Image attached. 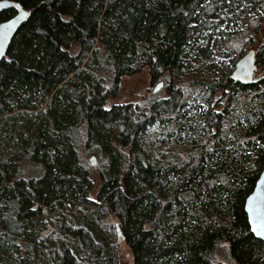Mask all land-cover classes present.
<instances>
[{"label":"trees","instance_id":"16d2710c","mask_svg":"<svg viewBox=\"0 0 264 264\" xmlns=\"http://www.w3.org/2000/svg\"><path fill=\"white\" fill-rule=\"evenodd\" d=\"M9 1L30 16L0 60V264H120L110 217L133 264H264L244 211L264 166V76L247 86L204 78L189 108L181 87L185 49L208 56L210 30L239 9L259 17L264 3ZM257 26L231 41L234 66ZM143 69L165 98L109 107ZM217 89L231 98L220 110ZM221 246L226 262L215 258Z\"/></svg>","mask_w":264,"mask_h":264},{"label":"rangeland","instance_id":"374dc122","mask_svg":"<svg viewBox=\"0 0 264 264\" xmlns=\"http://www.w3.org/2000/svg\"><path fill=\"white\" fill-rule=\"evenodd\" d=\"M263 4L264 0L259 1V4ZM259 8V6H258ZM261 11V8H259ZM257 11H244V9L236 10L234 13L230 14L234 21L230 23H224L221 26H217L216 28L210 30L207 33V36H211V41L207 44L208 46V56L200 55L198 56L195 51L190 50L189 48L185 49L184 53L181 56V62L183 66L181 67V87L183 88V101L188 102V105L185 108H189L192 104V100H195L196 97L203 96L204 93L201 88H199V84L202 83V79L206 78L209 81H215L218 78H224L231 76V73L234 71L235 66L233 65V61L235 59L234 54L230 53L229 46L232 40H236V45L240 46L242 43V31H244L249 24H252V27H255L258 23V30L256 33L251 34V41L247 46H244V52H248L250 50L259 51L262 43H263V33H264V12H260V16L257 17ZM242 16L240 20L235 22L238 16ZM259 19V20H256ZM235 22V23H234ZM257 26V27H258ZM241 33V34H240ZM244 54V53H243ZM242 54V55H243ZM199 57V58H198ZM238 61V60H237ZM237 63V62H236ZM207 67L211 68H206ZM213 65H219L218 67H213ZM213 67V68H212ZM264 76V67H260L259 70L255 72L253 81L256 82L263 78ZM203 77V78H202ZM208 81V82H209ZM120 89L116 92L114 97L109 99V107L117 104H137L139 106H145L152 102L154 99H162L166 96V88L162 87L156 94H154L153 86L149 81L148 74L146 69H143L140 73L131 75L129 77L123 78L119 85ZM199 94V95H198ZM214 102H218V109H222L227 102L230 101L229 91H223L221 89H217L215 94L211 96ZM253 98L252 95L248 96L247 100H251ZM197 100L196 105L200 102ZM190 105V106H189ZM186 110L184 109L183 112ZM160 132V128L158 125H153V128L150 130V137L158 136ZM233 132L237 134H241L239 129L233 127ZM80 143L83 140L84 131L80 132ZM230 148V147H228ZM177 149L173 147L171 150L175 152ZM80 159L81 162L85 165H88L90 158H94L93 155L89 154L88 149L86 151L83 148H79ZM170 153V152H169ZM29 168L28 175L29 176H39L40 172H37L36 169H30L31 165L26 164ZM90 166V165H89ZM256 166V165H255ZM246 169L245 172H253L255 167L253 164L244 166ZM27 172V169H26ZM94 174V173H93ZM95 191H93L94 195ZM94 199V196H93ZM109 224H112L115 228L116 238L118 236V231H116V219L114 217H110L107 221ZM121 238L122 235L120 234ZM118 248V260L120 264H133V259L129 248L121 241L115 240ZM21 248L24 246L21 244ZM215 258L221 261L227 260V249L226 246H221L215 253ZM226 262V261H225Z\"/></svg>","mask_w":264,"mask_h":264},{"label":"water","instance_id":"95a60500","mask_svg":"<svg viewBox=\"0 0 264 264\" xmlns=\"http://www.w3.org/2000/svg\"><path fill=\"white\" fill-rule=\"evenodd\" d=\"M18 3L12 2L9 0H0V14L5 11L13 10L15 15L7 21L0 23V41L3 43V55H0V60L4 59L8 49L18 33V31L25 25L28 17L30 16V11L23 9L20 5L19 8L16 7ZM21 13H24V16H21ZM4 25H10L5 28ZM5 33L7 38L4 39ZM254 51H249L245 56L240 58L235 66V70L232 74L236 82L241 83L242 85H249L252 82L253 75L256 69L255 60H254ZM162 84H158L153 92H157L161 89ZM90 162L94 165L95 159L90 158ZM244 211L247 216L248 225L250 228L251 234L255 239L264 243V231L261 232V235H257L252 231L256 227L257 223L264 222V166L259 174L258 179L255 182V186L249 196L246 198L244 203ZM122 238L120 233H118V242H121Z\"/></svg>","mask_w":264,"mask_h":264},{"label":"snow or ice","instance_id":"6c2138e0","mask_svg":"<svg viewBox=\"0 0 264 264\" xmlns=\"http://www.w3.org/2000/svg\"><path fill=\"white\" fill-rule=\"evenodd\" d=\"M17 8L20 7L19 4L16 5ZM25 14L24 13H21V16H24ZM10 25H4L3 27L7 28L9 27ZM7 38V34L5 33L4 35V39ZM0 55H3V43L2 41H0ZM253 232H255L258 236L261 235V232L264 231V222H261V223H257L256 224V227H254L252 229ZM261 238H264V236H262Z\"/></svg>","mask_w":264,"mask_h":264},{"label":"flooded vegetation","instance_id":"af4514ba","mask_svg":"<svg viewBox=\"0 0 264 264\" xmlns=\"http://www.w3.org/2000/svg\"><path fill=\"white\" fill-rule=\"evenodd\" d=\"M257 1V0H256ZM250 51H253V50H250ZM249 52V51H248ZM248 52H244V54L241 56V58L243 57V56H245ZM254 53H255V55H254V60H255V66H256V69H255V72L257 71V70H259V68L260 67H258V60H257V57H258V51H254ZM238 62V61H237ZM237 64V63H236ZM236 66V65H235ZM235 70V69H234ZM234 72V71H233ZM233 72L231 73V77H232V79H233V81L235 82V83H237V84H240V85H242L241 83H239V82H236L235 80H234V78H233V76H232V74H233ZM255 72H254V75H255ZM254 75H253V79H254ZM253 79H252V82L250 83V84H252V83H255L254 81H253ZM259 81V80H258ZM249 84V85H250ZM243 86H245V85H243Z\"/></svg>","mask_w":264,"mask_h":264}]
</instances>
